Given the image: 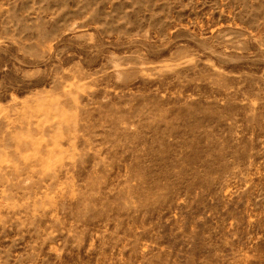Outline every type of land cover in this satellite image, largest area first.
I'll return each instance as SVG.
<instances>
[{
  "label": "rangeland",
  "instance_id": "rangeland-1",
  "mask_svg": "<svg viewBox=\"0 0 264 264\" xmlns=\"http://www.w3.org/2000/svg\"><path fill=\"white\" fill-rule=\"evenodd\" d=\"M0 264H264V0H0Z\"/></svg>",
  "mask_w": 264,
  "mask_h": 264
}]
</instances>
